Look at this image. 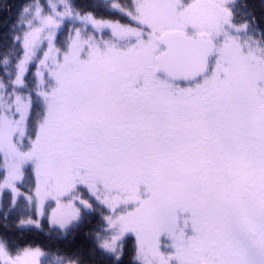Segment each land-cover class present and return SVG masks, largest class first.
Masks as SVG:
<instances>
[{"label":"snow or ice","instance_id":"6c2138e0","mask_svg":"<svg viewBox=\"0 0 264 264\" xmlns=\"http://www.w3.org/2000/svg\"><path fill=\"white\" fill-rule=\"evenodd\" d=\"M0 264H264V0H0Z\"/></svg>","mask_w":264,"mask_h":264}]
</instances>
